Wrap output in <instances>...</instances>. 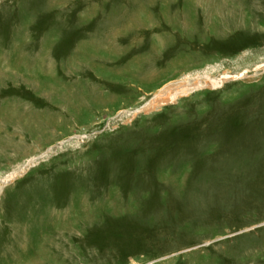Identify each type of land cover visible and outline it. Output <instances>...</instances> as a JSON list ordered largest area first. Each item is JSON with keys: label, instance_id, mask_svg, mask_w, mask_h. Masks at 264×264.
Returning <instances> with one entry per match:
<instances>
[{"label": "rangeland", "instance_id": "1", "mask_svg": "<svg viewBox=\"0 0 264 264\" xmlns=\"http://www.w3.org/2000/svg\"><path fill=\"white\" fill-rule=\"evenodd\" d=\"M8 176L0 264H264V0H0Z\"/></svg>", "mask_w": 264, "mask_h": 264}, {"label": "bare ground", "instance_id": "2", "mask_svg": "<svg viewBox=\"0 0 264 264\" xmlns=\"http://www.w3.org/2000/svg\"><path fill=\"white\" fill-rule=\"evenodd\" d=\"M227 79L226 76H222V77H210V76H206V77H202L200 80L196 81V82H192V81H182V82H176L170 86H168L167 88H165L164 90L160 91L154 98V100L150 103V106H154L163 102H166L168 100H175L176 98L180 97L181 95H185L188 94L194 90H196L197 88H203V87H217V86H221L225 80ZM191 80V79H190ZM150 108V107H148ZM32 161L29 162V164H31ZM22 171L24 170L21 169ZM21 171V172H22ZM13 178V176H8L5 179H0V188L3 187V185L5 183H7V181L11 180Z\"/></svg>", "mask_w": 264, "mask_h": 264}]
</instances>
